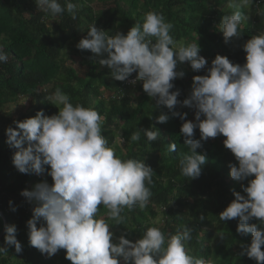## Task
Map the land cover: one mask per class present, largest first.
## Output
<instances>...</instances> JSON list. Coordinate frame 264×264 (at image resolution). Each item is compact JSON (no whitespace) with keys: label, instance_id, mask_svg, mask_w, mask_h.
Segmentation results:
<instances>
[{"label":"clouds","instance_id":"clouds-1","mask_svg":"<svg viewBox=\"0 0 264 264\" xmlns=\"http://www.w3.org/2000/svg\"><path fill=\"white\" fill-rule=\"evenodd\" d=\"M35 2L39 10L53 16L65 11L58 0ZM242 3L247 0H230L228 6L235 11L221 18L220 31L225 43L240 37L239 29L246 19L240 11ZM66 10L76 18V4L66 0ZM173 27L162 13L150 11L142 23L136 22L126 34H108L91 24L86 36L80 33L77 47L95 54L108 53L99 63L107 66L111 76L118 80L114 92L119 90L120 81L136 72L135 79L129 82L135 85L142 81L143 91L155 100L156 108L163 105L172 110L182 103L197 109L195 122L185 119L187 113L172 112L184 120L180 131L190 151L180 161L182 176L193 179L200 176L207 159L196 151L201 141L221 134L226 137L223 143L238 162L229 163L231 178L235 181L253 178L247 186L241 185L246 196L233 189L234 199L219 213V219H238L236 231L241 235L251 233L250 244L241 245V255L264 264V33L253 35L243 44L246 53L243 65L217 54L206 75L193 77L191 95L181 102L177 99L179 90L170 91L174 88L173 81L184 75L176 71L178 62L187 61L198 71L207 61L199 55L197 40L177 44L170 34ZM7 60L8 55L0 47V62ZM137 88L127 90L120 99ZM110 90L105 91L104 97L120 100L112 99ZM47 99L58 107L57 114L46 116L41 110L33 117L16 121V128L6 129V142L18 149L13 155L14 166L21 173L42 175L47 171L53 180L52 184L42 181L32 190L21 192L34 205L32 217L27 221L32 246L49 257L66 249V258L72 264H120L121 257L124 264H214L210 259L188 253L186 244L192 238L188 226L170 237L158 227H149L135 242L124 235L114 242L109 221L122 223L125 208L135 205L142 210L146 208L152 195L147 185L153 184L154 171L143 160L116 155L102 135L105 117L95 108L73 105L60 88ZM155 119L164 123L169 116L161 112ZM196 128L200 139L194 138ZM141 132L149 142L160 136L153 125L133 132L131 140L139 141ZM169 150L175 151L176 145L170 144ZM101 205L107 209L106 218L97 215ZM253 218L258 223H250ZM41 219L45 223L37 227ZM16 232L14 224L6 226L5 245H14L19 253L22 247ZM220 238L223 239L222 234ZM7 252L6 247H0V254Z\"/></svg>","mask_w":264,"mask_h":264},{"label":"trees","instance_id":"trees-1","mask_svg":"<svg viewBox=\"0 0 264 264\" xmlns=\"http://www.w3.org/2000/svg\"><path fill=\"white\" fill-rule=\"evenodd\" d=\"M92 1L70 0L82 6L81 10L77 8L73 19L66 10V0H58L65 11L55 16L39 10L35 0H0V47L8 55L7 62H0V110L23 97L30 103L29 109L11 115L10 121L7 119L8 126H3L6 119L0 124V211L7 225L16 226V238L22 247L17 253L14 245H5V227L0 247H6L8 252L0 254V264H72L66 258V249L49 257L30 244L27 221L32 217L34 205L21 192L33 189L35 185L29 186V182L52 184L53 180L47 171L42 175L21 173L13 164V155L18 149L6 142V129L9 126L16 128V121L33 117L41 110L46 116L58 113V107L47 99L57 88L69 96L73 105L79 103L95 108L105 117L102 135L108 139L116 155L122 159L143 160L154 171L153 184L147 185L152 195L146 208L142 210L138 205L125 208L121 213L122 223L109 221L110 231L115 230L118 235L135 242L149 227H158L170 237L188 226L192 229V238L186 244L190 255L210 259L214 264H257L246 254L241 255V245L250 244L251 233L241 235L236 231L238 219H219V213L234 199L233 189L246 196L241 185L247 186L253 178L244 181L231 178L229 163L238 162L223 143L226 137L221 134L201 141V147L196 151L206 155L207 159L200 176L194 179L182 176L180 161L190 151L180 131L184 120L172 112L187 113L185 119L195 122L197 109L182 103L172 110L163 105L156 108L155 100L143 91L142 84L120 100H107L105 91L112 89L109 93H113L118 80L111 76L107 66L100 68V58L95 53L81 50L77 45L75 48L74 43L81 39L78 37L84 26L95 24L108 34H126L136 22H143L146 13H162L174 26L170 32L174 40L183 44L197 40L199 55L207 61L198 71L193 70L187 61L178 62L176 71H182L184 75L173 81L174 88L170 91L179 90L177 99L182 102L191 95L193 77L206 75L217 54L227 56L233 63L243 65L246 62L243 44L253 35L264 33V0L242 3L240 11L246 19L241 23L240 37L227 43L219 23L223 16L235 11L228 6L230 0H96L105 7L99 13L91 6ZM248 7L253 18L249 16ZM86 34L87 31L83 37ZM71 48L75 54L83 51V61L87 65L83 76L66 65L64 56ZM106 54L102 57L105 58ZM187 88L188 92L185 91ZM161 112L169 116L164 123L155 119ZM153 125L160 132L157 140L149 142L143 132L139 141L131 140L133 132ZM194 138L200 139L199 128L194 129ZM170 144L176 145L175 151L169 150ZM102 212L104 216H100ZM106 213L107 209L101 205L97 215L106 218ZM159 217H162L160 225L155 222ZM41 223H45L43 219L37 222V227ZM250 223L258 221L253 218ZM3 229L4 218L0 215V234ZM120 264H124L122 257Z\"/></svg>","mask_w":264,"mask_h":264},{"label":"rangeland","instance_id":"rangeland-1","mask_svg":"<svg viewBox=\"0 0 264 264\" xmlns=\"http://www.w3.org/2000/svg\"><path fill=\"white\" fill-rule=\"evenodd\" d=\"M91 6L93 7L94 11H96L97 13H99L100 10L105 9V7L102 6V4L98 3L96 0H93L91 2ZM77 8H80V10H81L82 6L77 5ZM248 11L250 12L249 16H251L253 18V15L251 13V8L250 7H248ZM87 29H88V26H84L83 27V29L81 31V36L87 31ZM78 42L79 41H77V42L75 41V43H74L75 44V48H76V45H77ZM177 44H183V43L179 42ZM72 48H74V47H72ZM72 48L68 49V54L64 56L67 59L66 65L71 67V68H74L77 72L80 73V75H84V74H86V70H87V65L84 64V61H83L84 60V56H81L80 53L75 54V51ZM102 54L103 53L96 54L97 58L98 59L99 58L100 59H106L108 57V54H107L105 56V58H103ZM104 67H105V65H101L100 64V68L103 69ZM28 102H29L28 98H24L23 97V98H21L19 100V102L11 104V105H7V106H5L4 109H1L0 110V124H3L5 119H6V123H5V125L3 124V126H8L9 124H7V122L10 121V116L11 115H14L15 113L20 112V111H24L25 109H29L30 103H28ZM7 119L9 121H7ZM33 185H35V182H33V181L29 182V186H33ZM104 214L105 213L102 212L100 214V216H104ZM161 219H162V217H159L157 220H155V222L160 225L161 224ZM112 232L114 233L113 240H114V242H116L117 238L120 235H118V232H116L115 230L112 231Z\"/></svg>","mask_w":264,"mask_h":264},{"label":"built area","instance_id":"built-area-1","mask_svg":"<svg viewBox=\"0 0 264 264\" xmlns=\"http://www.w3.org/2000/svg\"><path fill=\"white\" fill-rule=\"evenodd\" d=\"M137 73L133 72L127 80L125 81H120V88L118 91H115L114 93L111 94L112 99H120L122 95L125 94V92L129 89H136L139 84L142 83V81H138L135 85L131 84L129 81L132 79H135Z\"/></svg>","mask_w":264,"mask_h":264},{"label":"water","instance_id":"water-1","mask_svg":"<svg viewBox=\"0 0 264 264\" xmlns=\"http://www.w3.org/2000/svg\"><path fill=\"white\" fill-rule=\"evenodd\" d=\"M0 215L4 218V229H3L2 233L0 234V238H1L3 232L5 231V227L7 226V221H6V219H5L4 214L2 213V211H0Z\"/></svg>","mask_w":264,"mask_h":264}]
</instances>
